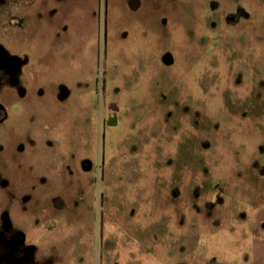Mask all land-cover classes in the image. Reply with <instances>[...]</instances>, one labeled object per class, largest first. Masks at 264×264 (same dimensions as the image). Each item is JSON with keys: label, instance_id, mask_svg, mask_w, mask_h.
Wrapping results in <instances>:
<instances>
[{"label": "rangeland", "instance_id": "obj_1", "mask_svg": "<svg viewBox=\"0 0 264 264\" xmlns=\"http://www.w3.org/2000/svg\"><path fill=\"white\" fill-rule=\"evenodd\" d=\"M133 1L0 0V264L257 261L264 0Z\"/></svg>", "mask_w": 264, "mask_h": 264}, {"label": "flooded vegetation", "instance_id": "obj_2", "mask_svg": "<svg viewBox=\"0 0 264 264\" xmlns=\"http://www.w3.org/2000/svg\"><path fill=\"white\" fill-rule=\"evenodd\" d=\"M136 8L140 4L136 0L132 2ZM228 7L222 10V21L225 26H237L241 20L242 13L245 8L242 0H229ZM248 15V14H246ZM0 25L2 22L0 18ZM30 65L28 57L25 53H15L7 45L4 44L2 34L0 31V95L8 89L21 90L25 80L28 77L25 75L22 66ZM30 75V74H29ZM25 78V80H24ZM24 80V81H23ZM7 111L3 100L0 97V126H2L7 119ZM116 117L112 114L109 118V124L114 122Z\"/></svg>", "mask_w": 264, "mask_h": 264}, {"label": "crops", "instance_id": "obj_3", "mask_svg": "<svg viewBox=\"0 0 264 264\" xmlns=\"http://www.w3.org/2000/svg\"><path fill=\"white\" fill-rule=\"evenodd\" d=\"M259 221H264V214H262L260 216V218H258L256 220V222H252V224L254 225V228L256 227V230H258V228H260V222ZM261 231H264L262 229H260V232H258V236L257 238L254 240L255 243V249L256 251L253 252L254 256L256 257L257 261H254V264H264V234L261 233ZM197 264H211L209 261L206 262H197Z\"/></svg>", "mask_w": 264, "mask_h": 264}, {"label": "water", "instance_id": "obj_4", "mask_svg": "<svg viewBox=\"0 0 264 264\" xmlns=\"http://www.w3.org/2000/svg\"><path fill=\"white\" fill-rule=\"evenodd\" d=\"M114 122H111L110 124H113Z\"/></svg>", "mask_w": 264, "mask_h": 264}]
</instances>
